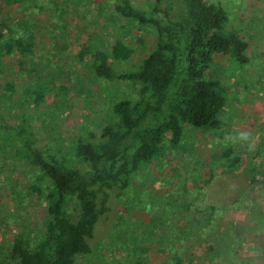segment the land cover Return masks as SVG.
Returning a JSON list of instances; mask_svg holds the SVG:
<instances>
[{"label": "trees", "instance_id": "trees-1", "mask_svg": "<svg viewBox=\"0 0 264 264\" xmlns=\"http://www.w3.org/2000/svg\"><path fill=\"white\" fill-rule=\"evenodd\" d=\"M43 1L0 0V59L16 58L26 79L17 101L18 83L0 82V142L7 136L10 144L6 150L10 157L0 164V172H5V163H11L17 177L20 164H26L28 171L21 173L29 181L27 195L34 196L39 207L48 211V219L39 229L25 223L23 232L14 236L5 264H78L79 259L89 258L98 224L111 211L112 194L118 193L122 200L131 194L139 196L147 184L154 185L150 188L151 202L137 204L135 196L125 203L150 215L146 232L150 241L155 237V246L166 258L164 264H255L258 258L253 260L242 252L247 244L253 252L264 255V225L254 226L251 233L246 230L254 221L264 222V204L255 190L256 185L264 184V142L253 150L247 140L240 139L244 132H239L242 144L238 141L235 145L226 130L228 135H222L220 150L208 165L210 181L203 179L200 165L186 173L175 170L173 176L163 173L170 150L177 154L188 151L194 157L195 143H186L189 134L198 130L217 133L227 124L229 90L214 74L213 66L219 56L239 66L251 62L247 55L250 45L237 23L234 2L155 0L138 7L133 0H95L93 14L84 10L89 17L93 15L91 22H117L120 34L114 36L111 54L98 48L94 42L97 35L90 34L76 44L75 61L91 69L96 79L128 83L137 93L136 100L121 94L114 102L99 143L83 137L67 140L57 128L49 126V131L42 121L47 145L41 149L35 124L42 118L32 110L39 109L58 90L50 79L56 75L44 74L53 62L36 56L38 25L30 17L37 15L36 9L42 10L38 6ZM65 1L46 0L49 16L56 17L57 32L61 33L68 29L63 25L69 14ZM78 12L77 17L82 16ZM259 32L262 42L264 26ZM135 34V41L148 55L135 70L119 71L117 67L129 63L137 52L125 43ZM148 38H152V45ZM6 108L16 111L11 119L18 125L4 122ZM60 146L65 150L59 152ZM258 158L263 161L257 163ZM194 163L200 161L195 159ZM153 165L160 169L158 175L149 172ZM216 172L246 184L238 189L236 198L221 199L223 206L218 201L205 204L206 200L200 205L188 183L207 186ZM197 191L200 195L204 189ZM237 213L245 218V225L233 219ZM196 248L200 256L193 255ZM137 249L142 255L148 253L147 247Z\"/></svg>", "mask_w": 264, "mask_h": 264}, {"label": "rangeland", "instance_id": "rangeland-1", "mask_svg": "<svg viewBox=\"0 0 264 264\" xmlns=\"http://www.w3.org/2000/svg\"><path fill=\"white\" fill-rule=\"evenodd\" d=\"M133 1L138 7H146L147 4L155 0ZM227 1H233V4L238 7L237 23L244 30V38L250 45L247 55L251 62L245 66H239L225 56H219L216 59L213 72L223 80L229 90L227 111L229 119H225L227 124L219 127L217 133L216 131L198 130L195 135L189 134L186 143L188 141L195 143L194 157L190 156L188 151L183 150L182 153L177 154L170 150L166 159L168 166L163 171L167 175L173 176L175 170L182 171V173L190 172L200 165L203 179L210 181L211 171L208 165L213 162L214 154L219 152V146L224 141L222 135H228L227 132L232 134L231 138L235 139V145L240 141L238 133L248 132L246 142L253 150L257 145L264 142V40L260 41L259 32L264 26V0H240L239 3L237 0ZM88 3L90 5H86ZM95 3V0L94 2L93 0H66L64 7L68 6L69 14L63 20V25L68 29L63 33L57 32L58 27L54 22L56 17L52 19L49 16L48 9L50 6L46 0L38 6L42 10L36 9L37 15L30 17V20L38 25L35 32L37 39L35 41V45H37L36 56L41 59L49 57L53 62V65L44 74L54 73L56 77H50V79L55 82L58 88L47 98L44 105L39 109L32 110L33 113L37 112L38 116L42 118L40 123L35 124L36 132L41 136L39 142L41 149H45V145H47L45 142L46 134L41 131L42 121L47 123L49 131H51L49 126L52 129L57 128L56 130L61 132L67 140L73 141L78 137H83L87 142L99 143L102 139V125L112 114L114 102L121 98V94L136 100L137 93L135 89L129 88L128 83L96 79L91 69L75 61L76 44L80 41H86L90 34L97 35L94 42L98 48L105 50L108 54H111L114 36L120 34L117 22L111 23L103 19L99 22H91ZM225 4L229 5V3ZM44 5H46V9L43 8ZM84 10L92 11L90 17L88 12ZM78 11L82 13V16L77 17ZM85 17L89 19H85ZM137 37L135 34L134 37L125 40V43L135 48L137 52L129 63L117 67V69L120 68L119 71L135 70L136 66H139L143 58L148 55L147 51L135 41ZM152 41V38H148L147 43L152 45ZM0 63V82L5 84L15 81L18 83L16 92L18 97L15 98L17 101L23 89L26 88V79L19 72L18 61L16 58H4L0 59ZM5 112L6 115L8 113V116L5 117L4 122H9L10 125L12 123L14 126L18 125L17 120L11 119L16 111L8 112L6 108ZM2 113L0 110V115ZM226 130L228 131L224 132ZM51 135L55 136L54 133ZM62 146L59 147V152L64 151L65 146L68 147L67 144ZM9 149L8 137L3 136L0 142V164L4 162L6 157H10L9 153L6 154V150ZM242 149L244 150V148ZM45 153L49 154V151L46 150ZM50 154L55 156L56 153L50 151ZM195 159L199 160L200 164L194 163ZM262 161V158H258L257 163ZM5 165L3 169H5L6 174L0 172V264L6 263L5 259L8 258L6 256L10 252L11 241L14 236L23 232L25 223H32L34 230H37L48 219L47 209L39 207L34 196L29 197L27 195L26 186H28L29 181L21 173L24 169L28 171L27 165L20 164L17 177L16 168L11 163H5ZM159 170L153 165L149 172L155 176L158 175ZM243 172L242 169L239 174L241 175ZM193 182L190 181L188 187L189 190H194L198 196L196 201L200 205L203 204V200H206L205 204H216L218 201L221 206L225 203L221 204V199L236 198L238 189L246 184L241 179L234 177L223 178L221 172H216V177L207 186L202 182L198 185ZM174 183L175 180L171 182V186ZM153 186L147 184L144 192L139 195L140 197L134 193L138 198L137 204L141 200L151 202L150 188ZM196 188H203L204 191L199 195ZM255 190L260 195V202L264 204V184L256 185ZM117 195L118 193L112 194L111 211L98 224L95 238L91 241L92 255L87 259L84 258L85 261L79 259L78 264H143L146 261L149 264H164L166 258L160 254L159 246H155V237L150 241V236L146 232L150 215L127 206L125 202L126 200H134L133 194L131 197L126 196L124 200L119 199ZM154 195L155 193H153ZM135 205L131 207L134 208ZM128 209L132 212L129 213ZM233 219L241 226L246 224L241 213L235 214ZM257 225H264V222L257 223L254 221V223L247 225V233L248 230L251 233L250 231ZM146 247L148 253L145 255H142L137 249ZM192 253L197 256L201 255L199 248L194 249ZM242 254L253 258V260L258 258L255 264H264V255L253 252L247 244L243 246Z\"/></svg>", "mask_w": 264, "mask_h": 264}, {"label": "clouds", "instance_id": "clouds-1", "mask_svg": "<svg viewBox=\"0 0 264 264\" xmlns=\"http://www.w3.org/2000/svg\"><path fill=\"white\" fill-rule=\"evenodd\" d=\"M240 139L241 140H247L248 139V134L247 133H241L240 134Z\"/></svg>", "mask_w": 264, "mask_h": 264}]
</instances>
